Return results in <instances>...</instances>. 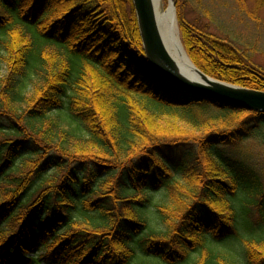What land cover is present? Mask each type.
Segmentation results:
<instances>
[{
  "label": "trees",
  "instance_id": "trees-1",
  "mask_svg": "<svg viewBox=\"0 0 264 264\" xmlns=\"http://www.w3.org/2000/svg\"><path fill=\"white\" fill-rule=\"evenodd\" d=\"M177 17L200 70L264 91ZM263 127L156 71L131 0H0V264H264V182L231 154Z\"/></svg>",
  "mask_w": 264,
  "mask_h": 264
},
{
  "label": "rangeland",
  "instance_id": "rangeland-1",
  "mask_svg": "<svg viewBox=\"0 0 264 264\" xmlns=\"http://www.w3.org/2000/svg\"><path fill=\"white\" fill-rule=\"evenodd\" d=\"M161 2L166 8L167 0H161ZM178 12L187 23L232 44L247 62L264 71V2L258 3L256 0H179L177 6L175 1L178 36L186 52L179 31ZM186 55L188 56L187 52ZM258 131L257 135L248 134L243 138L238 148L231 150V154L238 158L239 156L245 158V162L242 158L241 160L246 165L254 167L264 182V127ZM2 137L0 135V138ZM180 180L184 181L179 178ZM152 201L171 205L164 191L155 193ZM236 241L238 242L237 238Z\"/></svg>",
  "mask_w": 264,
  "mask_h": 264
},
{
  "label": "water",
  "instance_id": "water-1",
  "mask_svg": "<svg viewBox=\"0 0 264 264\" xmlns=\"http://www.w3.org/2000/svg\"><path fill=\"white\" fill-rule=\"evenodd\" d=\"M144 55L149 64L177 88L223 105L264 113V91L215 79L190 60L194 75L189 76L164 46L153 0H131ZM175 16V0H167ZM166 7V8H167Z\"/></svg>",
  "mask_w": 264,
  "mask_h": 264
},
{
  "label": "bare ground",
  "instance_id": "bare-ground-1",
  "mask_svg": "<svg viewBox=\"0 0 264 264\" xmlns=\"http://www.w3.org/2000/svg\"><path fill=\"white\" fill-rule=\"evenodd\" d=\"M153 2L158 29L164 46L166 47L168 53L179 63L185 73L189 76L194 75L190 68V61L178 36L176 16L172 13L171 4H169L167 8H164L161 0H153Z\"/></svg>",
  "mask_w": 264,
  "mask_h": 264
}]
</instances>
